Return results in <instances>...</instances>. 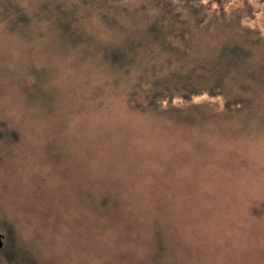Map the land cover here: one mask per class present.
I'll use <instances>...</instances> for the list:
<instances>
[{
  "label": "rangeland",
  "instance_id": "1",
  "mask_svg": "<svg viewBox=\"0 0 264 264\" xmlns=\"http://www.w3.org/2000/svg\"><path fill=\"white\" fill-rule=\"evenodd\" d=\"M56 1L17 3L52 11ZM80 5L208 15L195 33L211 46L189 56L212 77L264 88V0ZM36 29L0 35V264H264V107L244 126L207 94L194 99L208 116L197 124L181 110H132L131 83L83 59L84 41L63 46ZM232 35L252 57L229 56ZM35 71L29 96L21 85Z\"/></svg>",
  "mask_w": 264,
  "mask_h": 264
},
{
  "label": "trees",
  "instance_id": "2",
  "mask_svg": "<svg viewBox=\"0 0 264 264\" xmlns=\"http://www.w3.org/2000/svg\"><path fill=\"white\" fill-rule=\"evenodd\" d=\"M17 1H5V25L0 26V35L26 36V31L35 27L39 37L50 33L51 40L63 46L84 41L81 43L85 52L83 59L97 56L98 64L114 75V84L131 83L125 102L132 110L144 113L181 110L189 122L197 124L206 121L208 116L205 112L202 115L194 113L202 108L206 110L194 99L207 94L221 97L223 107L220 112L236 121L235 125L244 126L247 121L263 117L250 109L251 106L264 107V92L261 91L264 88L257 86L258 82L255 86L250 82L243 83L239 75L212 77L210 71H205L204 64L191 54L189 56L191 51L204 53L211 46L208 40H202L195 33L196 28L205 29L209 25L208 15L173 11L146 13L139 8H122V12H114L109 7L86 9L80 5V0H57L54 2L56 9L52 11L29 10L20 7ZM257 38L256 34L249 39ZM239 39L234 35L229 38V56L245 61L252 57L253 49L243 47ZM208 56L205 53L203 57L207 60ZM34 73L36 81L21 85L29 96L39 85L36 71ZM246 108L250 110L243 114ZM0 135L4 137L5 134ZM100 203H103V197ZM89 205L99 211L97 202Z\"/></svg>",
  "mask_w": 264,
  "mask_h": 264
},
{
  "label": "water",
  "instance_id": "3",
  "mask_svg": "<svg viewBox=\"0 0 264 264\" xmlns=\"http://www.w3.org/2000/svg\"><path fill=\"white\" fill-rule=\"evenodd\" d=\"M2 246V234L0 233V247Z\"/></svg>",
  "mask_w": 264,
  "mask_h": 264
}]
</instances>
